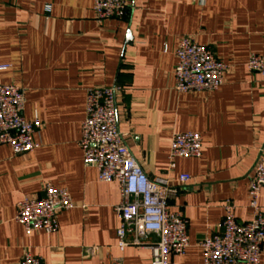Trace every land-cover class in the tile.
Returning a JSON list of instances; mask_svg holds the SVG:
<instances>
[{
	"label": "crops",
	"instance_id": "1",
	"mask_svg": "<svg viewBox=\"0 0 264 264\" xmlns=\"http://www.w3.org/2000/svg\"><path fill=\"white\" fill-rule=\"evenodd\" d=\"M127 1L125 18L98 25L94 0H0V66L7 67L0 84L24 90L23 118L39 122L33 152L0 145V264H19L25 250L42 264H151L148 250L117 249L118 185L100 182L83 163L78 140L90 88L118 89L126 147L164 186L168 210L187 221L189 246L172 264H203L198 244L218 230L224 203L238 223L252 218L248 178L264 152V76L246 63L250 54L264 56V0ZM182 36L228 66L216 91H174ZM185 132L200 136L201 157L170 169L171 138ZM182 174L190 181L179 184ZM44 182L65 189L73 208L57 215V232L26 234L14 221L16 203L40 197Z\"/></svg>",
	"mask_w": 264,
	"mask_h": 264
},
{
	"label": "built area",
	"instance_id": "2",
	"mask_svg": "<svg viewBox=\"0 0 264 264\" xmlns=\"http://www.w3.org/2000/svg\"><path fill=\"white\" fill-rule=\"evenodd\" d=\"M51 7L44 6L49 13ZM127 0H94L93 18L100 25L106 20H120L128 15ZM173 89L179 94L216 91L223 85L228 66L219 61L208 46L198 45L192 36H182L175 51ZM248 71L264 76V56L250 54ZM7 67L0 66V71ZM115 87L90 88L86 91L85 114L80 123L78 146L83 163L95 168L98 180L116 182L119 203L114 207L119 218L116 247L123 252L128 247L148 250L151 264H172L188 248L187 221L178 212L168 210L164 186L150 181L140 165L132 158L123 136L117 129ZM24 90L13 84H0V145L9 146L14 154H25L38 147L33 135L39 128L35 119L23 118ZM201 138L196 133H176L172 136L168 166L175 167L177 159L201 157ZM190 176H178L185 184ZM264 188V152L261 153L248 178L249 208L252 218L238 223L234 207L223 205V218L218 230L199 242L203 264H260L264 241V208L258 205ZM42 195L23 198L16 203L14 221L30 234L58 230L57 215L73 208L68 192L44 182ZM19 264H42L39 257L25 250Z\"/></svg>",
	"mask_w": 264,
	"mask_h": 264
},
{
	"label": "water",
	"instance_id": "3",
	"mask_svg": "<svg viewBox=\"0 0 264 264\" xmlns=\"http://www.w3.org/2000/svg\"><path fill=\"white\" fill-rule=\"evenodd\" d=\"M128 37H129V35H128ZM129 39H130V37H129Z\"/></svg>",
	"mask_w": 264,
	"mask_h": 264
}]
</instances>
